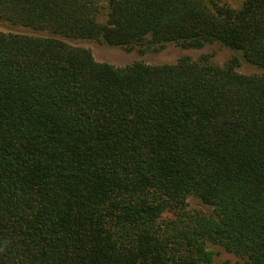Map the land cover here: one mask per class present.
Listing matches in <instances>:
<instances>
[{"label":"trees","instance_id":"1","mask_svg":"<svg viewBox=\"0 0 264 264\" xmlns=\"http://www.w3.org/2000/svg\"><path fill=\"white\" fill-rule=\"evenodd\" d=\"M0 20L42 33L0 31V264H264V0H0ZM62 38L230 58L115 67Z\"/></svg>","mask_w":264,"mask_h":264},{"label":"rangeland","instance_id":"2","mask_svg":"<svg viewBox=\"0 0 264 264\" xmlns=\"http://www.w3.org/2000/svg\"><path fill=\"white\" fill-rule=\"evenodd\" d=\"M243 1L244 0H225V3L228 6L236 9L241 6ZM0 31L6 33L10 32L34 36L42 35L41 32L34 31L32 29L25 28L19 25H12L2 20H0ZM62 39L70 46L88 49L95 61L108 63L115 67H124L134 62H143L149 65L174 63L178 58L183 56H188L192 60H198L201 55L204 54H210L211 60L215 64L222 66L230 58V52L219 47L216 44H208L201 49L189 50L181 49L173 45H168L163 50L158 52L146 51L145 53H140L137 48L130 52H126L122 49L108 47L104 44L92 40L75 38ZM236 70L242 74H253L260 72V70L256 67L246 63L239 64ZM188 208L199 211H209L210 209L208 206L203 205L198 199L194 197L188 198ZM216 260L217 264H249L244 259H239L225 252L217 256Z\"/></svg>","mask_w":264,"mask_h":264}]
</instances>
